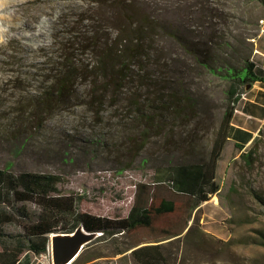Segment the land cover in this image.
<instances>
[{
  "label": "rangeland",
  "instance_id": "obj_1",
  "mask_svg": "<svg viewBox=\"0 0 264 264\" xmlns=\"http://www.w3.org/2000/svg\"><path fill=\"white\" fill-rule=\"evenodd\" d=\"M144 1L150 3L145 11L189 43L204 41L212 32L218 43H228V55L232 48L245 53L243 44L252 40L247 37L256 33L262 14L260 6L249 0H211L207 10H202L204 0ZM87 2L0 0V168L15 174L50 176L48 185L56 189L52 193L84 197L79 205L82 212L121 218L134 202L138 183L148 185L156 202L168 197L156 185L160 175L156 168L181 157L173 147L183 130L172 139L159 142L151 138L143 149L126 154L117 149L123 146L119 124L124 120L123 111L108 107L94 117L78 105L39 101L52 75L45 70L46 61L55 54V42L66 36L64 22L76 19ZM157 43L165 58L185 59L173 38H161ZM223 88L224 83L215 78L200 79L204 115L219 118ZM236 147L226 144L216 175L218 193L201 203L190 219L185 201L176 198V210L159 216L153 228L97 238L71 264H138L131 250L152 244L153 239L177 252L175 264H264V206L259 200L264 198V128L245 151ZM250 150L252 159L246 163L239 154ZM27 207L36 209L32 204ZM193 223L192 232L185 236ZM182 227L179 241L168 244L173 238H167L163 230L175 232ZM4 229L21 230L14 222ZM227 240L231 244L220 243ZM134 242L139 243L131 247ZM38 258L51 263L48 251Z\"/></svg>",
  "mask_w": 264,
  "mask_h": 264
},
{
  "label": "trees",
  "instance_id": "obj_2",
  "mask_svg": "<svg viewBox=\"0 0 264 264\" xmlns=\"http://www.w3.org/2000/svg\"><path fill=\"white\" fill-rule=\"evenodd\" d=\"M204 1L202 10L211 9V0ZM249 1L264 10V0ZM149 5L144 0H88L76 19L64 22L66 36L55 42V54L46 61L45 70L52 74L48 76L50 84L38 99L42 104L78 105L94 117L108 107L123 111L124 120L119 123L123 146L117 149L122 148L126 154L143 149L151 138L159 142L172 139L182 129L173 147L181 157L156 168L160 173L155 178L156 185L168 197L156 202L155 195H149L148 185L138 183L125 217L95 216L80 210L83 196L52 193L56 189L48 185L50 176L15 174L0 168V264H17L25 252L44 254L50 233L71 232L79 224L88 231H100L98 239L139 227L153 228L159 216L176 210V198L185 201L190 219L201 203L218 193V163L232 116L246 86L257 79L251 60L252 41L244 42L245 53L232 48L229 55L225 53L228 43H218L212 32L204 41L189 43L163 20L145 11ZM168 37L181 45L183 61L162 55L157 42ZM208 77L224 83L217 120L203 114L206 108L201 104L200 79ZM252 153L250 150L239 156L249 163ZM259 200L264 206V198ZM27 204L36 209L29 210ZM12 222L21 230L6 231L4 225ZM194 224L185 236L192 232ZM184 228L163 230L167 238H173L167 243L179 241ZM159 240L132 249L134 261L175 264L177 252L166 249ZM138 243H131V247ZM220 243L229 245L231 240Z\"/></svg>",
  "mask_w": 264,
  "mask_h": 264
},
{
  "label": "crops",
  "instance_id": "obj_3",
  "mask_svg": "<svg viewBox=\"0 0 264 264\" xmlns=\"http://www.w3.org/2000/svg\"><path fill=\"white\" fill-rule=\"evenodd\" d=\"M251 41V60L255 64L254 74L257 79L238 101L230 122L229 137L225 143V146L230 144L234 148H237L236 145L241 147V152L258 139L260 131L264 128L261 122L264 118V10H262L258 29ZM206 202L208 201L204 203ZM41 255L25 252L19 257L17 264H45L38 258Z\"/></svg>",
  "mask_w": 264,
  "mask_h": 264
},
{
  "label": "water",
  "instance_id": "obj_4",
  "mask_svg": "<svg viewBox=\"0 0 264 264\" xmlns=\"http://www.w3.org/2000/svg\"><path fill=\"white\" fill-rule=\"evenodd\" d=\"M249 87L247 85L246 89ZM100 234V231L86 230L81 224L71 232L50 233L47 250L49 249L51 264H71Z\"/></svg>",
  "mask_w": 264,
  "mask_h": 264
},
{
  "label": "built area",
  "instance_id": "obj_5",
  "mask_svg": "<svg viewBox=\"0 0 264 264\" xmlns=\"http://www.w3.org/2000/svg\"><path fill=\"white\" fill-rule=\"evenodd\" d=\"M262 124H264V118L261 120Z\"/></svg>",
  "mask_w": 264,
  "mask_h": 264
},
{
  "label": "bare ground",
  "instance_id": "obj_6",
  "mask_svg": "<svg viewBox=\"0 0 264 264\" xmlns=\"http://www.w3.org/2000/svg\"><path fill=\"white\" fill-rule=\"evenodd\" d=\"M243 96V95H242ZM48 251H49V249H48Z\"/></svg>",
  "mask_w": 264,
  "mask_h": 264
}]
</instances>
